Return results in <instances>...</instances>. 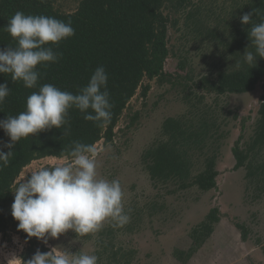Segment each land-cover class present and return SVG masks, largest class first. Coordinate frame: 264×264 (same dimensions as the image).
<instances>
[{"label":"trees","instance_id":"obj_1","mask_svg":"<svg viewBox=\"0 0 264 264\" xmlns=\"http://www.w3.org/2000/svg\"><path fill=\"white\" fill-rule=\"evenodd\" d=\"M59 1L0 0V49L17 46V41L6 31L8 21L17 11L70 21L75 29V35L62 40L58 46L48 45L63 55L56 63L38 66L41 76L36 88L29 89L22 81H12L11 74H0V83L6 82L10 88V95L0 105V120L25 111L27 97L43 84L77 93L98 66H103L108 74L107 89L114 106L110 123L86 120L83 113L72 108L67 132L65 128L53 127L22 138L14 145L9 164L0 170V231L6 233L14 228L26 239L29 245L21 256L23 262L30 260L37 250L49 251L36 237H28L19 230V222L11 214L17 179L34 160L54 156L70 162L73 142L95 147L101 140L113 142L127 109L129 128L140 118V110L130 105L133 98L146 99L151 81L158 79L170 83L172 89L177 88L188 108L180 115L164 119L161 137L143 151L142 163L151 181L167 186L168 194L193 187L210 191L218 187L219 157L232 133L228 128L229 120L238 119V113L231 115L222 98L232 93H249L260 83L264 86V58L257 57L253 67L244 63L245 50L254 49H246L251 43L248 37L251 25L242 24L240 20L249 12H253V23L264 20V0H79L73 11L62 10L57 5ZM254 9L258 10V15ZM180 23L188 41H200L213 47L210 55H205L211 57L209 70L193 85H188L194 80L193 68H188V56L169 46L170 24L176 27ZM170 56L179 59L174 72L166 68ZM212 94L217 108L205 102ZM260 101L251 132L246 130L245 119L242 134L232 148L236 160L234 168L246 169L247 187L258 193L264 192V95ZM9 139L0 129V147ZM3 151L9 149L3 148ZM155 205L156 202L150 210L156 208ZM221 219L219 207H212L204 219L192 227L191 246L174 251L176 258L187 262L211 237ZM236 225L247 238L250 231L247 225L240 222ZM110 231L102 230L103 233ZM103 253L97 250L99 257ZM120 253V249L111 253V264L130 263L129 255L124 253L118 257Z\"/></svg>","mask_w":264,"mask_h":264},{"label":"rangeland","instance_id":"obj_2","mask_svg":"<svg viewBox=\"0 0 264 264\" xmlns=\"http://www.w3.org/2000/svg\"><path fill=\"white\" fill-rule=\"evenodd\" d=\"M78 4L79 0H61L57 5L62 10L73 11ZM184 30L181 23L176 27L170 24L169 46L188 56V68H193L191 75L194 76L188 85H193L209 70L211 57L205 55L213 47L200 41H188L183 36ZM178 60V56H170L167 70L174 72ZM151 84L146 99L135 96L131 101L130 105L140 110L136 125L131 128L127 126V109L116 128L114 141L105 143L101 140L96 145L98 173L103 178L119 180L124 193V209L129 215L128 222L119 225L108 220L96 233L81 236L68 230L58 238L49 237L46 244L38 239L39 244H45L49 250L58 247L73 253L85 251L97 256V250H100L104 253L98 256V264H111L110 255L118 249L121 250L118 257L124 253L129 255V264H264V192L258 193L247 187L246 169L234 168L236 160L232 151L234 142L242 134L245 119L246 130L251 132L260 98L264 95L263 83L249 93H232L222 98L231 115L238 113V119L229 120L228 128L232 133L219 157L218 169L221 172L217 177L218 187L206 192L193 187L171 194L167 193V186L155 185L151 181L141 156L147 147L161 137L164 119L184 113L188 105L182 100L183 94L177 88L172 89L170 83L155 79ZM193 102H196L195 98ZM205 102L213 108L218 107L214 94L208 95ZM68 162L65 158L54 156L34 160L23 169L17 181L27 179L31 172L41 167ZM154 202L156 208L150 210ZM214 206H218L222 213L215 231L187 262L179 261L174 251L187 250L191 246L192 227L203 220ZM238 222L245 223L250 230L247 238L237 227ZM105 228L111 231L103 233ZM28 245L16 229L11 228L6 233L0 231V264H10L13 259L23 262L21 256ZM16 264H20V261H16Z\"/></svg>","mask_w":264,"mask_h":264},{"label":"clouds","instance_id":"obj_3","mask_svg":"<svg viewBox=\"0 0 264 264\" xmlns=\"http://www.w3.org/2000/svg\"><path fill=\"white\" fill-rule=\"evenodd\" d=\"M253 11L259 14L257 9ZM240 20L251 25L248 31L251 43L246 49L254 50H245L243 60L253 67L257 57L264 58V20L253 23V12L243 14ZM6 31L17 41V46L0 49V74H11L12 81H22L29 89L36 88L40 79L38 66L46 67L62 58V52L48 45L58 46L62 40L75 35L70 21L22 11L15 12ZM107 83L105 68L98 66L88 83L75 94L53 84H43L38 91H33L27 97L25 111L0 120V129L10 138L0 147V170L9 164L13 147L22 138L53 127L65 128L67 132L72 108L83 113L86 120L110 123L114 105L110 102ZM9 95L8 84L0 83V105ZM70 156L68 163L31 172L27 179L18 182L14 191L11 214L19 222L18 229L45 244L49 237L58 238L68 230L83 236L98 232L108 220L119 225L129 220L119 180H109L98 173L97 148L76 141ZM16 261L20 264H98V256L53 247L47 252L37 250L26 262L13 259L10 264Z\"/></svg>","mask_w":264,"mask_h":264}]
</instances>
